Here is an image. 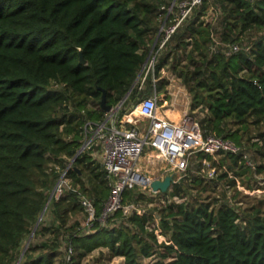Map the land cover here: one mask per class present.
<instances>
[{
    "label": "trees",
    "instance_id": "16d2710c",
    "mask_svg": "<svg viewBox=\"0 0 264 264\" xmlns=\"http://www.w3.org/2000/svg\"><path fill=\"white\" fill-rule=\"evenodd\" d=\"M169 1L0 0V264L18 261L52 187L65 171V193L52 199L57 213L63 204H81L86 193L94 200L98 219L86 233H76L74 227L64 230L65 219L56 227L58 219L52 226H42L22 264H55L64 254L60 238L66 233L74 253L65 264H80L99 247H108L126 264H145L143 258H155L153 264H264V216L258 208L245 217L227 203L219 207L200 200L169 203L160 212L167 237L161 243L155 230L148 229L154 216L147 212L125 215L118 210L114 215L126 220L120 226H104L99 220L112 189L105 166L93 160L96 145L77 156L88 135L86 125L88 120L99 123L106 118L102 89L112 107L132 89L120 117L155 88L165 91L167 79L155 87L153 77H148L145 92L141 80L134 84L167 18ZM214 2L225 14L224 40L240 44V36H232L239 24L241 34L249 27L264 30V0ZM209 6L206 0L196 8L160 51L158 73L172 67L187 85L193 97L191 111L204 113L198 120L206 135L241 144L239 129L230 130L228 124L244 127L251 118L264 124V34L237 53H211V32L201 20ZM173 17L172 13L168 24ZM181 52L186 53L182 59ZM184 59L188 63L181 68ZM92 99L96 108L87 109ZM83 109L87 115L81 114ZM222 155L234 165L243 159L242 153ZM197 156L212 159L203 152ZM50 163L56 168L48 173ZM227 177V172L221 175ZM175 180L165 194L182 196L184 184ZM193 180L199 186L206 182L200 176ZM136 190L125 192L124 204L147 198L145 192L136 197ZM46 234L54 238L43 240Z\"/></svg>",
    "mask_w": 264,
    "mask_h": 264
},
{
    "label": "rangeland",
    "instance_id": "374dc122",
    "mask_svg": "<svg viewBox=\"0 0 264 264\" xmlns=\"http://www.w3.org/2000/svg\"><path fill=\"white\" fill-rule=\"evenodd\" d=\"M171 7L169 9V12L174 9L176 3H180L179 0H170ZM179 1V2H178ZM209 10L207 11V14H205L202 17V21H204V27H207V29L210 30L212 40L210 43H208V49L210 52H218L219 50H222L225 53H228L230 51V47L234 44L230 41H226L223 39L224 32L226 31V23L225 22V14L223 13V10L221 9V5H217L214 0H209ZM167 5L162 6L161 9L166 8ZM166 18V23L168 21V15ZM165 13H162V16L164 17ZM162 21V17L160 19ZM162 24L161 29L163 27ZM189 21H187L188 23ZM160 29V31H161ZM242 29V24H239L238 27L235 26V29L233 30L232 36H240V45L243 47H250L254 44V42L260 38L264 34V30H259L255 27H249L247 30H245L242 34L240 33ZM159 35V33H158ZM157 35V38H158ZM156 38V39H157ZM191 50V47L188 51ZM186 56V53L181 52L180 56L182 57ZM188 61L183 60L179 62V65L181 68H184L187 65ZM166 71V79H169L168 77H175L176 82H174V87L178 88L181 84H184L183 80L180 79L172 67H165ZM141 73V72H140ZM140 79L137 78L134 87L138 85ZM184 86V85H183ZM185 88V87H184ZM187 88V89H186ZM185 90H188V100L190 104L193 103V97L191 96L189 89L186 85ZM132 89L127 94L129 98L131 94ZM143 92L147 91V84L145 83L143 87ZM126 95V96H127ZM125 96V97H126ZM171 96H169V99ZM78 99V98H75ZM165 98L161 100L160 107L161 110H163V106L165 105ZM190 105V106H191ZM138 104L132 109L134 112L137 110ZM75 105H73V111L75 110ZM94 109L96 108V101L93 99L89 101L87 109ZM191 108V107H190ZM86 109H83L81 114L87 115ZM189 115L192 117L197 118V120L204 117V113L200 111L192 112L191 109H189L188 112ZM87 117V116H86ZM137 120L141 121L143 124L144 122L143 118L136 117ZM252 120L244 127L235 125L233 122L228 124V129H239V136H240V143L234 141L237 146L240 147L241 153L243 156V159H241L236 165H234L233 161L229 158H226L228 155L223 156L222 153L220 155H211L212 159H205L202 160L197 156L198 152H194L189 156V166L186 171L180 172L176 174V182H181L184 184V193L183 195L179 196H173L171 194H165L164 192H157L152 193L149 189H145L142 187L135 188L136 197L139 193L145 192L147 194V198L145 200H141L137 202V206H139L140 211L147 212L149 215H153L154 219L151 220V222L148 224L149 231L155 230V225L157 226L158 223H160V212L161 210L169 203H179V202H195L196 200L200 201H212L214 202V205L216 207H219L223 203L230 204L234 206L236 209L240 211L243 216L248 217V215L251 214L252 210L255 208L261 209L262 214L264 216V137H262V134L264 133V124L263 123H255L253 118ZM198 120V121H199ZM90 120H88L87 123H89ZM92 131V130H91ZM95 132H88V135L85 138L84 143L91 141L95 139ZM84 145V144H83ZM95 154L93 157V160L95 161V164H100L101 166L104 165L103 158L101 156V146L96 144V147H94ZM149 151V148H146V152ZM204 153V152H203ZM240 153V154H241ZM155 154V153H154ZM207 154V153H206ZM210 155V154H209ZM146 154L143 155L142 162L140 163L141 168L145 172H150V175L155 177L159 172H157L155 166H152L149 170V166L146 164ZM74 159L72 160L71 164H73ZM56 168L54 163H50L48 165V173H51L53 169ZM58 169V167H57ZM162 171H166V167L162 168ZM64 172V170L62 171ZM225 172L228 173V177L225 179L221 178V175ZM204 177L206 179V182L199 186L196 183H194V177ZM60 180V179H59ZM235 181V184H232V181ZM57 183L52 187L50 192V197L53 194L54 189L56 188ZM86 185L88 188H91L92 185L89 183L88 179H85ZM70 187H74L75 184L70 185L67 183ZM207 185V190H202L203 187ZM82 190V188H81ZM83 191V190H82ZM66 193H68L66 188ZM49 197V199H50ZM82 197H87V194L81 195ZM48 199V201H49ZM53 199V198H52ZM48 203V202H47ZM52 200L49 202V204L45 206L44 210L40 214V217L38 219V222L33 228V231L31 234H29L23 244L22 253L18 261L14 264H22L24 255L31 245L32 242H36L38 239V236L36 235L37 231L40 230V228L44 225L52 226L55 222L56 224L54 227H56L59 223H61L65 219V228L64 230H67V228L74 227L75 232L78 233H86L88 231H91L93 229L94 224H92L90 227L88 226L89 221V214L88 212L82 208V204L80 202L76 203L73 202L71 205L63 204L62 208L59 209L60 214L57 213L55 210V206L52 204ZM70 205V206H69ZM130 215V214H129ZM126 220L123 219V217H116L113 215L107 221H105L104 226H111L114 225H121L124 224ZM69 232V231H68ZM156 234V232H155ZM66 235L61 234L60 243H61V249L63 251V256L58 258L56 260L55 264H65V262H71V256L74 253L73 247L70 246L71 242ZM54 237L50 234H46V236L43 238V240L53 239ZM158 239L161 242L167 240V237L164 234H161L158 236ZM42 243V242H41ZM143 262L145 264H153L155 262V258H143ZM80 264H126L125 260L119 256L113 255L111 250L108 247H99L93 252H91L87 257L83 259V261Z\"/></svg>",
    "mask_w": 264,
    "mask_h": 264
},
{
    "label": "built area",
    "instance_id": "2783aa9c",
    "mask_svg": "<svg viewBox=\"0 0 264 264\" xmlns=\"http://www.w3.org/2000/svg\"><path fill=\"white\" fill-rule=\"evenodd\" d=\"M205 1L182 0L176 11L172 9L169 12L168 19L172 13L174 17L169 24L165 21L159 32L157 46L152 50L140 77L141 89L150 76L153 77L155 87L162 78L166 77L165 68L158 73L160 51L166 47L179 27L193 15L194 10L203 5ZM241 50L240 44H233L228 54ZM163 98V93H159L155 88L151 96L143 98L138 104L137 109L140 113L136 117L143 118V121H146L144 124L139 120L136 121V117L135 119L131 118L134 110L120 117L119 110L123 104H119L113 107L110 112L106 111L104 121L89 122L86 125V132H95L96 138L85 142V149L92 148L96 144L101 146L107 180L112 189L103 215L99 218L103 225L120 209L125 215L134 211L142 215L144 212L140 211L136 203L124 204L125 192L142 187L157 193L152 188V182L156 179L164 180L172 174L176 177V174L186 171L189 166V156L194 152H204L210 155L241 153L240 147L233 140L213 134L206 135L197 118L192 117L188 112L183 114L181 121H173L161 110L159 102ZM147 147L149 151L146 152ZM145 154L147 158L145 162L150 167L149 170L155 166L159 172L155 177L151 176L150 172H145L140 166ZM163 167H166V171H162ZM66 172L62 174L53 191V197L56 199L65 193ZM81 204L90 216L88 221L90 227L98 219L94 200L82 197ZM155 232L157 236L163 234L160 223L155 225Z\"/></svg>",
    "mask_w": 264,
    "mask_h": 264
},
{
    "label": "crops",
    "instance_id": "0c3cea01",
    "mask_svg": "<svg viewBox=\"0 0 264 264\" xmlns=\"http://www.w3.org/2000/svg\"><path fill=\"white\" fill-rule=\"evenodd\" d=\"M157 40L158 38L153 44L151 52L157 46ZM150 54H149V57H150ZM168 78L169 79L167 80H169V83L167 84L165 91L162 92L165 98L164 101L166 102L165 105L163 106L162 112L165 113L168 117H170L173 121L179 122L181 121L183 114L186 112H189V109L191 107L190 106L191 104L188 100V97H189L187 93L188 90H185L186 88L185 83L178 86V88L174 87V82H176V78L175 77L172 78L170 76ZM164 79H166V77L162 78L161 80H164ZM169 96H171L170 99H169Z\"/></svg>",
    "mask_w": 264,
    "mask_h": 264
},
{
    "label": "water",
    "instance_id": "95a60500",
    "mask_svg": "<svg viewBox=\"0 0 264 264\" xmlns=\"http://www.w3.org/2000/svg\"><path fill=\"white\" fill-rule=\"evenodd\" d=\"M81 59H82V62L86 63V59L84 57L83 51H81ZM142 72H143V70L139 74L138 79H140ZM102 91H103L102 107L105 109V111L110 112L113 107L107 103V93L108 92H107L106 89H102ZM127 97H128V95L124 98V100L120 103V105L123 104V102L126 100ZM85 147L86 146L84 145L80 149V151L78 152L77 156H79L84 151ZM174 178H175V175L172 174V175H168L164 180H162V179H156V180H154L152 182V188H153V190L155 192H164V193L167 192L170 189V187L172 186V184L174 182ZM52 198H53V194L50 197L47 205L52 200Z\"/></svg>",
    "mask_w": 264,
    "mask_h": 264
},
{
    "label": "bare ground",
    "instance_id": "6f19581e",
    "mask_svg": "<svg viewBox=\"0 0 264 264\" xmlns=\"http://www.w3.org/2000/svg\"><path fill=\"white\" fill-rule=\"evenodd\" d=\"M139 113H140V111H139V109H137V110L133 113V115H131V118L135 119L134 117L139 116ZM136 121H137V119H136Z\"/></svg>",
    "mask_w": 264,
    "mask_h": 264
}]
</instances>
